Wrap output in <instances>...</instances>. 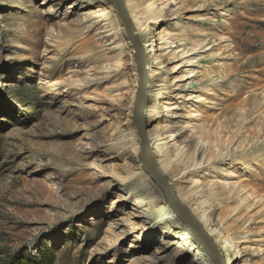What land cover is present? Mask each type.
<instances>
[{
  "label": "rangeland",
  "instance_id": "rangeland-1",
  "mask_svg": "<svg viewBox=\"0 0 264 264\" xmlns=\"http://www.w3.org/2000/svg\"><path fill=\"white\" fill-rule=\"evenodd\" d=\"M122 1L159 170L264 264V0ZM134 52L112 0H0V264H215L143 165Z\"/></svg>",
  "mask_w": 264,
  "mask_h": 264
},
{
  "label": "water",
  "instance_id": "water-1",
  "mask_svg": "<svg viewBox=\"0 0 264 264\" xmlns=\"http://www.w3.org/2000/svg\"><path fill=\"white\" fill-rule=\"evenodd\" d=\"M112 2L124 23L127 37L131 42L132 48L135 51L134 53L138 73V86L135 95L132 121L141 140L140 156L143 165L163 190L166 201L175 210L176 214L183 220V222L190 228L192 235L201 242L203 248L209 254L214 263L225 264L223 256L218 251L215 244L203 231L200 225L193 219L189 210L179 201V199L176 197L174 188L168 183L165 176L159 170L155 154L151 149V145L149 144L148 135L146 133V124L144 120L147 85V71L145 65L147 62V58L145 56V52L141 42L134 33V26L126 11L124 2L122 0H112ZM150 166L154 167V171L149 169Z\"/></svg>",
  "mask_w": 264,
  "mask_h": 264
},
{
  "label": "bare ground",
  "instance_id": "bare-ground-1",
  "mask_svg": "<svg viewBox=\"0 0 264 264\" xmlns=\"http://www.w3.org/2000/svg\"><path fill=\"white\" fill-rule=\"evenodd\" d=\"M143 40H144V41H149V36L146 35V36L144 37ZM151 78H153L152 72H150V74H149V78H148L147 80H150ZM52 84L54 85V84H55V81H53ZM145 114H146V112H145ZM174 132H176L177 135H180L183 131H181V128H178V129H176V131H174ZM148 139H149V144L151 145V149H152L153 151H156L157 148H158V147H157V144H156V136H155V135H152V133H150V134L148 135ZM149 169L152 170V171H154V167H153V166H150ZM142 183H143L144 188H147V190H149L152 194H154V193L156 192V190H157V186H156L153 182H151V181H149V182H145V181H144V182H142ZM180 220L183 222V220H182L181 218H180ZM197 222H198V221H197ZM183 224H184L187 228H189L184 222H183ZM189 229H190V228H189ZM186 237L189 238V235L186 234ZM200 243H201V242H200ZM201 245H202V244H201ZM201 245H200V247H201ZM197 248H198V246H197ZM201 249H202L203 253L206 254V253H205V249H204L203 247H201ZM210 262L213 263L211 260H210ZM224 262H225V264H231V263H230V260H229V258H228L227 255H226V257H225Z\"/></svg>",
  "mask_w": 264,
  "mask_h": 264
}]
</instances>
